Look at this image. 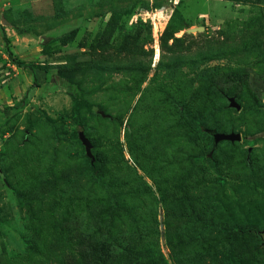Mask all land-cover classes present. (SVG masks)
Masks as SVG:
<instances>
[{
  "label": "rangeland",
  "instance_id": "1",
  "mask_svg": "<svg viewBox=\"0 0 264 264\" xmlns=\"http://www.w3.org/2000/svg\"><path fill=\"white\" fill-rule=\"evenodd\" d=\"M13 98L0 264H264V0H0Z\"/></svg>",
  "mask_w": 264,
  "mask_h": 264
},
{
  "label": "trees",
  "instance_id": "2",
  "mask_svg": "<svg viewBox=\"0 0 264 264\" xmlns=\"http://www.w3.org/2000/svg\"><path fill=\"white\" fill-rule=\"evenodd\" d=\"M1 33H2L1 35H2V39L4 41V44L6 45V52H7L8 56H9L10 60L12 61V63L15 64L16 66L20 67V68H28V69L32 70L33 68L29 64H26L23 61H21L20 59H18L15 56H13L11 50L9 49V39L6 36V33L3 30V28L1 29ZM103 43H105V41L103 42V40H102V44ZM34 85H36L35 78H33V81H32V86H34ZM22 103H23V98H21L20 100H15V98H13V104L12 105H4L2 108H0V110H1V112H8V111H10L13 108H20L22 106ZM72 111L76 115V122L78 124H81V121L79 120V114H78V102H77V99H76V101L73 102ZM99 165H100L99 164V160H98L97 155H96L95 173L97 172V169H98ZM188 192H189V189H184L182 191V194L180 196L182 202L186 201V200L187 201L189 200L188 199L189 198L188 197ZM252 229H253V232H255L256 235L258 236L260 242L262 244H264V232H263V230H258V229H255V228H252Z\"/></svg>",
  "mask_w": 264,
  "mask_h": 264
},
{
  "label": "water",
  "instance_id": "3",
  "mask_svg": "<svg viewBox=\"0 0 264 264\" xmlns=\"http://www.w3.org/2000/svg\"><path fill=\"white\" fill-rule=\"evenodd\" d=\"M201 29H202V27H201ZM229 105L232 107H235L236 109L240 108V105L234 101L233 97L229 98ZM78 137H79L80 141L82 142V144L84 145L86 154L89 157H91L93 160V155L91 153V143H90L89 139L84 135V132L82 130H78ZM214 137H215V141H218V140H231V141H233V140H239L240 139V135L238 133H233V132H231V133H216Z\"/></svg>",
  "mask_w": 264,
  "mask_h": 264
},
{
  "label": "bare ground",
  "instance_id": "4",
  "mask_svg": "<svg viewBox=\"0 0 264 264\" xmlns=\"http://www.w3.org/2000/svg\"><path fill=\"white\" fill-rule=\"evenodd\" d=\"M157 50L159 49H157V45L155 44V55H157Z\"/></svg>",
  "mask_w": 264,
  "mask_h": 264
}]
</instances>
